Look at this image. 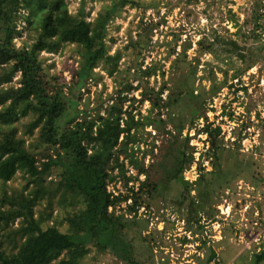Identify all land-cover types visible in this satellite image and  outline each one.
I'll return each mask as SVG.
<instances>
[{
	"label": "trees",
	"instance_id": "1",
	"mask_svg": "<svg viewBox=\"0 0 264 264\" xmlns=\"http://www.w3.org/2000/svg\"><path fill=\"white\" fill-rule=\"evenodd\" d=\"M249 3V12L241 24L231 16L236 29L234 40L215 34L202 37L189 61L186 52L191 44L184 41L180 52H175L174 47L170 51L174 58L167 80L157 89L148 85L157 68L149 64L142 70L139 66L145 84L137 79L136 86L131 83L120 86L110 97L111 103L101 108L102 114L96 111L91 116V112L78 109L80 90L86 88L88 81L100 77L94 71L96 68L109 77L117 70L120 51L109 54L108 25L123 7L139 6V1L110 0L92 21H87L83 6L72 14L65 0H0V264H78L91 243L99 250H111L125 264L153 263L155 240L141 237L148 220L136 218L140 208L149 212L158 197L174 207L177 219L186 222L185 232L193 238L186 242L183 237L184 244L195 243L198 250H208L205 264H221L207 240L199 235L203 234L204 225L216 221L222 198L236 194L238 181L264 191L257 161L261 157V144L241 151V142L247 138L246 129L256 126L242 122L231 129L233 140L225 141L220 123L214 125L206 116L225 82L217 84L213 76L206 78L210 82L207 92L201 84L195 86V82L204 54L221 63L238 60L244 66L241 72L259 63L264 51V41L259 37L264 31V0ZM244 27L248 30L242 34ZM152 29V24L144 29L147 39ZM138 37L135 45L141 44V35ZM18 39L20 44L16 46L14 40ZM63 45L78 47L79 60L76 68L68 72V82L61 75L49 74L48 68L53 64L44 65L40 55L57 53ZM241 72L236 71L233 77ZM17 73L18 87H14L12 79ZM159 75L164 80L165 72ZM137 89H141L139 99L129 97L127 93ZM185 99L193 107L191 117L176 124L174 113L180 106L186 108H183ZM144 102L149 105L147 114H134V105ZM253 108L254 100L249 96L246 113ZM219 115L221 119L234 121L225 106ZM27 116L31 120L23 134L17 135L15 124ZM255 116L263 140L264 118L258 111ZM146 127L156 136L166 135L175 144L186 127L194 130L193 136L205 135L209 147L200 159L208 161L210 170L200 167L193 182L184 180L183 172L191 167L195 150L188 146L192 137L187 134L182 146L176 145L172 151L166 148L163 154L160 165H168L170 172L160 180H151L143 159L138 160L133 149L134 144L144 142L145 135H150L144 132ZM124 161L134 168V176H126ZM18 173L24 185L10 189L9 182ZM140 176L144 179L140 180ZM117 179H121L125 193L115 195L107 189ZM129 183L132 185L127 187ZM172 183L178 187H171ZM204 203L206 213L198 211ZM40 204H44L48 213L36 210ZM121 204L124 208L116 214ZM56 209L65 210L68 232L57 227L53 217ZM127 215L133 216L129 219ZM16 220L17 226L13 227ZM132 234L145 242L149 249L146 253ZM249 264H264V250L251 252Z\"/></svg>",
	"mask_w": 264,
	"mask_h": 264
},
{
	"label": "rangeland",
	"instance_id": "2",
	"mask_svg": "<svg viewBox=\"0 0 264 264\" xmlns=\"http://www.w3.org/2000/svg\"><path fill=\"white\" fill-rule=\"evenodd\" d=\"M138 1L139 6L127 5L123 7L120 15L108 25L106 43L110 46L109 54L112 55L117 50L120 51L117 70L109 77L102 69L96 68L94 71L100 77L96 81H88L86 88L80 90L78 109L91 112V116H94L96 111H100L102 114L101 108L103 109L111 103L110 97L120 86L127 83L136 86L138 84L137 79L141 80L142 85L145 84V79L140 77L139 66L142 70L149 64H153L157 68L156 76L149 78L148 83L150 87L157 89L167 80L166 75L169 65L174 58L169 55L170 51L174 47L175 52H180L181 44L184 41H189L188 43L191 44V48L186 52L189 61L194 57L197 49L196 42L202 37L215 34L221 39L234 40L236 29L232 25V17L234 16L238 24H241L250 8L249 0ZM65 3L72 14H76L79 8L83 6L86 20L92 21L102 7L110 3V0H65ZM262 12L264 15V9ZM150 24H152L153 29L147 39V36L144 35V29ZM244 30L246 32L248 27L243 28L242 34ZM139 35H141V44L135 45L136 41L140 39ZM259 37L264 41V31L259 33ZM14 41L16 46L20 44V39ZM77 49L78 47L75 45H63L57 53L42 52L40 55L44 59V65L48 67L53 64L52 67L48 68L49 74L61 75L68 82L70 78L68 72L71 68H76V62L79 60ZM243 69V63L238 60L233 59L221 63L208 54L200 57L195 86L199 83L207 92L210 82L206 78L211 79L212 76L217 84L225 82L209 107L212 108L209 109L212 111L206 113L207 118L209 121H213L214 125L220 123L221 133L225 141L227 139L233 140L230 131L240 122L260 126L255 116L257 111L259 116L264 118V51L259 58V63L253 68L241 72ZM238 70L241 74L234 78L233 76ZM161 71L165 72L164 80L159 75ZM18 79L19 73L15 74L12 79L14 87H18ZM140 91L141 89H137L127 94H129V97L134 96L139 99ZM74 93L78 94L76 90ZM249 96L254 100L255 108L246 113L245 106L249 102ZM185 100L183 108L185 106L186 108L180 109V106L174 113L173 120L176 124L182 120L187 122L191 117L193 107L189 105L187 99ZM223 106H225L226 111L232 112L234 121H229L227 117L220 118L219 114ZM134 107L136 108L134 114L140 112L142 116H145L149 105L147 102L142 105L136 103ZM30 120V116L19 119L15 124L17 135L23 134L24 127ZM198 123L200 127L202 120ZM256 126L251 125L246 129L247 138L241 142V151L246 152L261 144V157H257V161L259 163V176L261 181L264 182V139H261L262 134L259 126ZM144 132H150V135H145L144 142L134 144L133 149L138 160L143 159V165L148 169L151 180H160L170 172V170H167L168 165L165 167L160 165L163 154L166 148L172 151L176 145L182 146L184 136L187 134L192 137L188 146L195 148V150L191 167L183 172L184 180L193 182L200 174L198 171L200 167H204L207 171L210 170L208 161H201L200 159L201 154L206 152L209 147L205 135L193 136L194 130H187L186 127L183 130L182 137L177 139L175 144L164 134L156 136L150 127H146ZM30 141L31 139L28 140V142ZM185 149L188 150L186 147ZM124 166L127 170L126 176L136 174L134 168L127 165L126 161H124ZM114 174H116V171ZM51 177L54 178L53 175ZM139 179L144 178L140 176ZM23 185L24 180L19 173L9 182L10 189L20 188ZM131 185L132 183H129L127 187ZM172 186L175 189L176 186L178 187L174 183L171 184ZM107 189L109 191L113 190L115 195L126 192L121 179L112 182ZM191 194H193V191ZM206 207L204 203L198 211H205L204 213H206ZM122 208H124V204L116 209V214L120 213ZM36 210H44V213L49 211L44 204L37 205ZM217 210L218 215L214 219L216 221L208 225H204V222L205 229L203 234L199 235V238L203 237L207 240V244L217 255L216 260L220 261L221 264H249L251 252L264 250V191L256 189L245 181H238L236 194L229 198L225 195L217 206ZM65 216V210L56 209L53 211L56 225L62 232H68L69 230L68 223L64 220ZM130 216L133 215L125 217L130 219ZM176 216L178 215L174 212V207L164 202L160 197L152 203L149 212L145 208L138 210L136 219L139 221L148 220L147 227L142 231L141 237L150 236L155 240V243L151 242L155 245L152 250L154 261L150 264H205L204 260L208 257V250H198L195 243L184 244L183 237L187 242L193 236L185 232L186 222H182L181 218L177 219ZM162 218H164L163 222H161ZM17 223L16 220L13 227H16ZM161 229H164L163 233L159 232ZM132 235L136 236L135 234ZM127 238H131L130 231L127 233ZM135 241L141 244V248L145 250V253L149 250L143 244L145 242L142 239L136 236ZM157 244L163 246L162 249L157 247ZM78 264L125 263L111 250H99L94 243H91L88 246L87 253L79 260Z\"/></svg>",
	"mask_w": 264,
	"mask_h": 264
}]
</instances>
